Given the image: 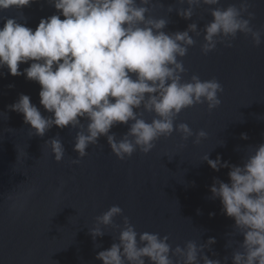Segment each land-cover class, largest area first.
I'll return each mask as SVG.
<instances>
[{"label": "water", "instance_id": "1", "mask_svg": "<svg viewBox=\"0 0 264 264\" xmlns=\"http://www.w3.org/2000/svg\"><path fill=\"white\" fill-rule=\"evenodd\" d=\"M242 2L220 0L215 7H239ZM247 3L254 15L253 30H264V0ZM187 7L179 0H153L147 15L168 19L166 33L197 24L200 35L190 33L195 44L182 58L186 70L182 80L190 81L192 75L202 81L215 78L223 87L218 94L221 104L211 112L206 103L183 110L175 123H186L193 136L184 140L174 132L161 137L148 154L137 149L120 160L102 136L88 147L84 158L73 163L78 158L73 148L79 129L53 126L43 137L34 135L23 115L8 106L24 94L42 115L49 116L40 105V85L0 69V264H103L96 256L118 242L125 217L137 233L168 236L173 249L215 238L203 254L232 264V253L240 250L243 236L210 192L214 181L229 182V169L214 171L202 158L219 156L221 163L242 166L264 143V36L256 47L250 36L237 33L231 47L218 43L205 55L203 28L213 19L211 7L201 4L185 20L177 9ZM58 14L49 0H35L21 9L0 11V28L13 18L35 30L42 18ZM29 66L30 62L21 64L19 70ZM143 118L150 123L153 115L145 112ZM81 123L87 125L86 120ZM200 130L207 136L197 144L195 134ZM127 131V125H117L110 134L119 140ZM56 137L65 149L59 163L46 144ZM112 206H119L123 214L114 218L113 226L97 225V217ZM97 226L105 235L93 240L90 229Z\"/></svg>", "mask_w": 264, "mask_h": 264}, {"label": "clouds", "instance_id": "2", "mask_svg": "<svg viewBox=\"0 0 264 264\" xmlns=\"http://www.w3.org/2000/svg\"><path fill=\"white\" fill-rule=\"evenodd\" d=\"M35 0H0V11L21 9ZM59 13L42 18L35 30L6 19L0 28V69L7 68L13 77L24 75L40 85V105L49 113L42 115L28 95L8 106L22 114L34 135L43 137L53 126L60 129L78 128L73 150L78 163L90 145L106 137L111 152L120 160L130 158L139 149L148 154L161 137L174 132L187 140L193 136L186 123L176 124V118L187 109L207 104L209 112L221 104L218 94L222 85L215 79L202 81L192 75L182 80L187 55L197 36V24L187 30L166 33L168 19H155L147 14L153 0H49ZM188 7L177 9V15L190 20L193 10L201 4L211 7L213 18L203 28L202 53L214 51L217 44L231 47L237 33L250 36L259 47L264 30H253L247 0L239 7H215L220 0H179ZM169 13L173 11L170 6ZM247 14V19L244 15ZM61 16L64 19H61ZM23 72L21 64H29ZM153 115L151 122L143 118ZM86 120L87 125L81 123ZM127 125V133L117 140L111 129ZM194 143L205 139L200 130ZM242 139H247L242 134ZM57 163L65 149L59 137L46 141ZM214 171L228 168L229 182L214 181L210 188L213 199H219L222 211L234 220V228L243 236L239 249L232 253V264H264V143L257 146L242 166L221 163L205 154L202 158ZM122 209L112 206L97 217V225L113 226ZM213 215V214H210ZM118 242L96 256L103 264H221L219 259L204 255V249L215 244L188 242L174 249L168 236L158 233H137L125 217ZM119 227V226H115ZM93 240L105 232L97 226L90 229ZM175 258V259H173ZM227 260V258H225Z\"/></svg>", "mask_w": 264, "mask_h": 264}]
</instances>
